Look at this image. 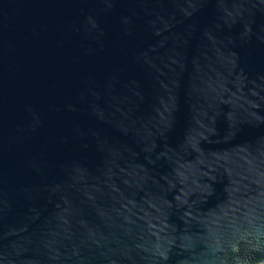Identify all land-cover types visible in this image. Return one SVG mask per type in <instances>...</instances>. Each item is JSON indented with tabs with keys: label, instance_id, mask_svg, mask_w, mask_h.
<instances>
[{
	"label": "water",
	"instance_id": "95a60500",
	"mask_svg": "<svg viewBox=\"0 0 264 264\" xmlns=\"http://www.w3.org/2000/svg\"><path fill=\"white\" fill-rule=\"evenodd\" d=\"M0 264H264V0H0Z\"/></svg>",
	"mask_w": 264,
	"mask_h": 264
}]
</instances>
